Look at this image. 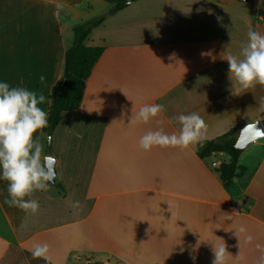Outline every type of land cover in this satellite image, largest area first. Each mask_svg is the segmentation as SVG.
<instances>
[{"label": "crops", "instance_id": "crops-1", "mask_svg": "<svg viewBox=\"0 0 264 264\" xmlns=\"http://www.w3.org/2000/svg\"><path fill=\"white\" fill-rule=\"evenodd\" d=\"M111 6L0 0V82L43 91L48 113L73 28ZM250 26L264 34V15L251 0H137L92 30L85 45L104 51L80 106L62 113L50 137H39L64 191L52 184L35 192L40 209L26 214L4 204L7 182L0 180V264H213L214 246L223 243L226 264H260L264 138L242 150L243 170L227 187L215 171L226 154L201 159L200 142L148 152L138 144L148 130L178 132L182 113L205 120L203 141L264 120V87L232 82L221 56L240 52ZM144 104L165 111L130 124L134 105ZM36 243L48 244L50 261L32 258Z\"/></svg>", "mask_w": 264, "mask_h": 264}, {"label": "clouds", "instance_id": "clouds-1", "mask_svg": "<svg viewBox=\"0 0 264 264\" xmlns=\"http://www.w3.org/2000/svg\"><path fill=\"white\" fill-rule=\"evenodd\" d=\"M247 36L238 54L224 55L223 52L221 56L228 63L232 82L243 89L264 87V34L250 26ZM39 80L42 85L45 83L43 75ZM46 102L43 91L0 82V180L7 182L8 193L4 204L32 215L38 213L40 204L31 197L37 191H49L56 180L55 172L48 167L54 158L44 153V144L39 138L43 129L50 127L48 113L41 107ZM260 107L264 109V98ZM164 111L162 104H144L138 110L134 105L130 124H148ZM175 119L180 125L178 132L169 134L163 128L148 130L139 138V147L145 152L156 147L186 149L205 139L208 126L198 113H182ZM78 203L73 206L78 207ZM238 231L243 233L245 228L240 227ZM30 251L33 259H51L47 243H36ZM229 255L224 243L214 246L213 264H226ZM260 264H264V258Z\"/></svg>", "mask_w": 264, "mask_h": 264}, {"label": "trees", "instance_id": "trees-1", "mask_svg": "<svg viewBox=\"0 0 264 264\" xmlns=\"http://www.w3.org/2000/svg\"><path fill=\"white\" fill-rule=\"evenodd\" d=\"M135 1L137 0H131V2ZM106 2L112 5L107 13L86 20L73 28L72 44L64 56L62 77L50 91L51 104L48 110L50 127L43 129V133L47 137H50L58 126L62 113L78 110L85 83L104 51L103 47L86 46L87 37L92 30L102 24L107 16L117 13L129 4V0H106ZM61 80L64 81L62 87L60 86ZM262 124H264V120H262ZM239 131V128L232 129L214 140L200 142L197 147V156L201 159L219 153L226 154L229 157L227 162L221 163L215 170L224 187L229 186L236 177L237 172L243 170L238 165V158L242 150L236 149L234 146ZM50 152L51 146L48 143L46 144V153L50 154ZM54 186L60 192L64 191L58 183V176H56ZM88 264L102 263L93 262Z\"/></svg>", "mask_w": 264, "mask_h": 264}, {"label": "water", "instance_id": "water-1", "mask_svg": "<svg viewBox=\"0 0 264 264\" xmlns=\"http://www.w3.org/2000/svg\"><path fill=\"white\" fill-rule=\"evenodd\" d=\"M63 82L64 81L61 80V82H60L61 87L63 86ZM258 132L264 133V124H262L261 121H255L253 123H249V124L244 125L240 129L238 135L236 136V141L234 144L235 148L239 149V150H244L252 142L264 138V135H257ZM48 140L50 141V139H48ZM48 167L50 170L54 171L56 176H57V172L55 169V158L48 162Z\"/></svg>", "mask_w": 264, "mask_h": 264}, {"label": "rangeland", "instance_id": "rangeland-1", "mask_svg": "<svg viewBox=\"0 0 264 264\" xmlns=\"http://www.w3.org/2000/svg\"><path fill=\"white\" fill-rule=\"evenodd\" d=\"M255 1V4L258 6V14L264 15V0H251Z\"/></svg>", "mask_w": 264, "mask_h": 264}, {"label": "snow or ice", "instance_id": "snow-or-ice-1", "mask_svg": "<svg viewBox=\"0 0 264 264\" xmlns=\"http://www.w3.org/2000/svg\"><path fill=\"white\" fill-rule=\"evenodd\" d=\"M257 135H264V133L258 132Z\"/></svg>", "mask_w": 264, "mask_h": 264}]
</instances>
